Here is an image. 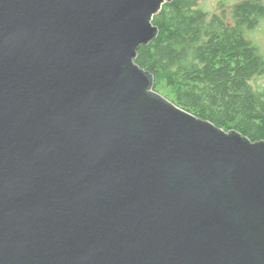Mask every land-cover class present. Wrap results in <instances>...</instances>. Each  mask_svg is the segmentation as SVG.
I'll use <instances>...</instances> for the list:
<instances>
[{"label":"water","instance_id":"95a60500","mask_svg":"<svg viewBox=\"0 0 264 264\" xmlns=\"http://www.w3.org/2000/svg\"><path fill=\"white\" fill-rule=\"evenodd\" d=\"M172 0H0V264H264V139L136 62Z\"/></svg>","mask_w":264,"mask_h":264},{"label":"trees","instance_id":"16d2710c","mask_svg":"<svg viewBox=\"0 0 264 264\" xmlns=\"http://www.w3.org/2000/svg\"><path fill=\"white\" fill-rule=\"evenodd\" d=\"M200 0H172L154 16L156 39L136 62L155 75L154 89L193 114L253 141L264 139V89L250 80L264 56L245 35L264 18L263 0H239L234 21L200 9Z\"/></svg>","mask_w":264,"mask_h":264},{"label":"rangeland","instance_id":"374dc122","mask_svg":"<svg viewBox=\"0 0 264 264\" xmlns=\"http://www.w3.org/2000/svg\"><path fill=\"white\" fill-rule=\"evenodd\" d=\"M239 0H200V9L207 11L209 17L218 14L227 19L234 21V6ZM264 2V0H263ZM247 39H249L264 56V18H261L257 25L252 29H244ZM250 83L257 90L264 89V72L255 75Z\"/></svg>","mask_w":264,"mask_h":264}]
</instances>
